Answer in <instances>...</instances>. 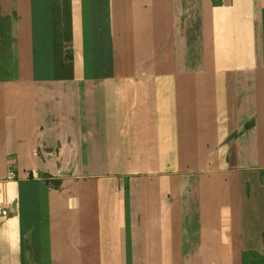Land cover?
Here are the masks:
<instances>
[{
	"label": "crops",
	"instance_id": "1",
	"mask_svg": "<svg viewBox=\"0 0 264 264\" xmlns=\"http://www.w3.org/2000/svg\"><path fill=\"white\" fill-rule=\"evenodd\" d=\"M264 258V0H0V264Z\"/></svg>",
	"mask_w": 264,
	"mask_h": 264
},
{
	"label": "trees",
	"instance_id": "2",
	"mask_svg": "<svg viewBox=\"0 0 264 264\" xmlns=\"http://www.w3.org/2000/svg\"><path fill=\"white\" fill-rule=\"evenodd\" d=\"M243 264H264V258H253L252 260L248 259L247 257L243 258Z\"/></svg>",
	"mask_w": 264,
	"mask_h": 264
}]
</instances>
